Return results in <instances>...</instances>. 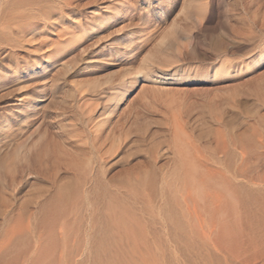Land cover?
Segmentation results:
<instances>
[{
	"label": "rangeland",
	"instance_id": "1",
	"mask_svg": "<svg viewBox=\"0 0 264 264\" xmlns=\"http://www.w3.org/2000/svg\"><path fill=\"white\" fill-rule=\"evenodd\" d=\"M44 143L59 181L80 176L85 190L101 180L125 195L142 232L113 246L125 261L189 264L164 217L165 195L137 196L128 185L154 168L188 220L187 158L202 161L216 144H264V0H0V184L15 202L9 217L50 189L34 171L14 191L7 185ZM78 208L81 222L70 228L80 237L92 200L84 194ZM1 210L0 238L12 224ZM81 237L62 246L67 264L92 263Z\"/></svg>",
	"mask_w": 264,
	"mask_h": 264
},
{
	"label": "bare ground",
	"instance_id": "2",
	"mask_svg": "<svg viewBox=\"0 0 264 264\" xmlns=\"http://www.w3.org/2000/svg\"><path fill=\"white\" fill-rule=\"evenodd\" d=\"M263 146L216 144L208 149L209 155L201 156L202 161L187 158L190 163L182 171V180L191 188L189 207L186 204L188 220L175 209L173 192L168 189V194H163L154 168H148L128 187L133 188L137 196L144 191L154 197L165 195V199L162 197L164 217L174 234L186 243L189 264H256L264 254V168L260 169L264 161V152L260 150ZM47 153L44 143L30 156L25 155L24 161L9 173L7 185H11L13 191L33 171L51 181L50 189L40 190L18 208L16 206V212L10 217L8 213L14 208L10 205L15 202L3 197L5 183L0 184V207L12 222L10 226L6 222L8 227L2 229L0 264H67L65 256L68 255L62 246L79 237V229L71 230L70 224L80 220L78 206L83 203L84 194L87 200H92L93 206L91 226L81 235L90 247L91 264H129L118 248L113 249L123 238L134 242L142 235L135 218L130 216L129 219L126 215L129 207L125 195L110 191L101 180L93 181V187L85 190V180L80 176L59 181L56 175L59 169L48 168L50 153ZM3 160L0 157V182L7 168ZM58 160L56 156L52 166L58 165ZM31 203L36 207L34 211L28 209ZM186 223H189V232Z\"/></svg>",
	"mask_w": 264,
	"mask_h": 264
}]
</instances>
